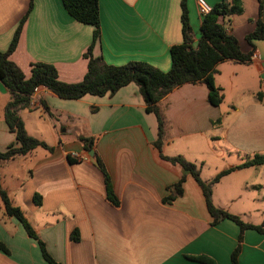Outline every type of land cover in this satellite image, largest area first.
Masks as SVG:
<instances>
[{"label": "crops", "instance_id": "0c3cea01", "mask_svg": "<svg viewBox=\"0 0 264 264\" xmlns=\"http://www.w3.org/2000/svg\"><path fill=\"white\" fill-rule=\"evenodd\" d=\"M29 1L0 0V52L7 49ZM205 1L212 7L231 0ZM186 7L195 45L203 17L196 0H186ZM98 8L100 35L94 57L114 66L142 61L169 70V49L182 41L180 0H98ZM242 10L219 22L247 53L251 46L245 35L259 16L264 21V0H242ZM92 32L93 27L66 12L61 0H32L9 60L26 78L31 65L41 62L54 66L61 82H79L86 73L83 54ZM253 45L249 63L223 61L216 66L215 85L231 94L226 100L223 93L219 106L208 102L202 83L181 85L157 103L165 123L161 153L200 165V178L207 171L203 181L254 155L264 156V96L256 97L264 90V39ZM8 101L9 93L0 83V152L14 142L3 120ZM30 105L18 116L27 134L52 151L38 147L0 162V183L56 263L201 264L186 256L206 255L216 264H231L238 227L227 219L211 225L201 189L191 175H185L180 197L169 204L162 201L182 170L154 148L156 118L145 111L135 84L111 96L76 100L60 99L40 88ZM79 136L93 138L92 156L82 149ZM94 154L108 173L118 206L106 200ZM34 194L40 196V206L34 205ZM212 201L236 215L242 212L231 210L233 206L264 202V165L224 175L212 188ZM74 230L78 241L70 239ZM237 263L264 264V234L244 232ZM0 264H48L36 241L15 218L5 215L1 200Z\"/></svg>", "mask_w": 264, "mask_h": 264}, {"label": "trees", "instance_id": "16d2710c", "mask_svg": "<svg viewBox=\"0 0 264 264\" xmlns=\"http://www.w3.org/2000/svg\"><path fill=\"white\" fill-rule=\"evenodd\" d=\"M61 2L66 12L76 22L93 27L91 43L83 54L87 60L86 73L79 82L63 83L58 79L54 66L39 62L31 65L30 76L26 78L22 71L9 60V56L16 48L23 23L31 11L32 0H30L27 11L20 19L7 49L0 52V83L9 93V101L4 108L3 120L8 130L14 134V142L5 151L0 152V162L25 156L38 147L48 152L52 151V148L44 142L27 134L24 124L18 116L20 110L31 108L30 97L35 88H45L60 99L76 100L86 95L111 96L120 88L133 83L138 88L144 102L145 111L154 114L156 118L157 138L153 143L154 148L159 151L163 160L178 164L182 170L181 177L167 188L168 195L162 201L169 204L180 197L185 175H191L201 189L206 210L212 219L211 225L214 226L227 219L238 227L237 244L230 255L231 264H238L237 258L244 232L254 230L264 234V226L244 222L238 216L216 207L212 201V187L220 178L235 169L264 165V156L254 155L238 166L219 172L211 180L203 181L200 178V166L187 161L182 156L168 157L161 153L165 123L157 103L181 85L202 83L207 88L208 102L212 106H219L223 101V93L214 83V75L217 73L216 66L223 61L249 63L254 53L253 42L264 39V21L261 20L260 16L256 19L252 32L245 35V41L251 46V49L247 53H242L237 39L219 22L221 17L240 15L243 11L242 0H231L229 3L220 1L212 5L210 12L203 16L199 27L200 37L194 45L186 0H180L182 41L180 44L170 47V68L163 72L142 61H130L123 65L114 66L106 64L101 57H94L92 49L100 35L98 0H61ZM263 96L264 90L256 94L258 100H261ZM41 104L48 111V107L43 101ZM78 141L83 150L90 151L93 149L94 140L92 137L79 136ZM93 160L103 176L106 200L112 206H118V199L112 190L108 173L102 161L96 154H94ZM68 161L73 162V159L68 157ZM32 199L34 205L40 206L41 198L39 195L34 194ZM0 200L5 215L15 218L21 224L26 235L36 241L44 261L48 264H58L47 253L43 241L24 217L22 211L12 205L1 183ZM70 239L78 241L75 230L70 234ZM186 258L201 264H216L212 258L206 255L186 256Z\"/></svg>", "mask_w": 264, "mask_h": 264}, {"label": "rangeland", "instance_id": "374dc122", "mask_svg": "<svg viewBox=\"0 0 264 264\" xmlns=\"http://www.w3.org/2000/svg\"><path fill=\"white\" fill-rule=\"evenodd\" d=\"M223 93L225 94L226 100H228L231 95L228 89L226 88ZM38 150H41V149H38ZM205 173H207L206 170L203 171L201 178L205 176ZM235 207L236 206H233L232 207L233 209L231 208V210H239L242 212L241 215H236L232 212H229L226 209L224 210L227 211L228 213L238 216L244 222L251 223V224H257V225L264 224V202H252L244 207H239V209H236Z\"/></svg>", "mask_w": 264, "mask_h": 264}, {"label": "built area", "instance_id": "2783aa9c", "mask_svg": "<svg viewBox=\"0 0 264 264\" xmlns=\"http://www.w3.org/2000/svg\"><path fill=\"white\" fill-rule=\"evenodd\" d=\"M196 4H197V7H198V11H199V14L203 17L204 15H206L207 13L210 12L211 10V6L205 1V0H196ZM40 88H35L33 90V93L30 97V102H31V99H33L34 95L37 93V91L39 90Z\"/></svg>", "mask_w": 264, "mask_h": 264}, {"label": "water", "instance_id": "95a60500", "mask_svg": "<svg viewBox=\"0 0 264 264\" xmlns=\"http://www.w3.org/2000/svg\"><path fill=\"white\" fill-rule=\"evenodd\" d=\"M89 155H90V156L93 155V151H92V150L89 151Z\"/></svg>", "mask_w": 264, "mask_h": 264}]
</instances>
